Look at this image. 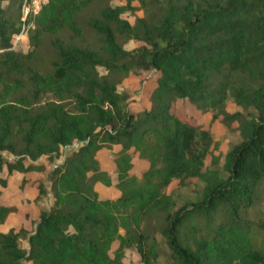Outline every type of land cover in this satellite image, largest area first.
<instances>
[{"label": "trees", "instance_id": "1", "mask_svg": "<svg viewBox=\"0 0 264 264\" xmlns=\"http://www.w3.org/2000/svg\"><path fill=\"white\" fill-rule=\"evenodd\" d=\"M93 1L46 0L34 11L33 0H0V171H42L38 161L77 145L50 171L53 205L34 230L0 231V264H125L131 248L139 264H158L152 218L170 264H264V224L241 215L264 186V0H136L133 22L122 17L133 10L127 0L82 25ZM86 28L97 48L75 43ZM21 32L26 53L12 40ZM121 39L139 44L125 49ZM136 69L158 76L149 106L134 112L118 85ZM178 99L236 123L241 140L223 157L211 153L219 142L195 117L176 115ZM228 99L242 110L228 112ZM104 149L109 164L96 154ZM191 178L203 183L199 200L177 207L165 189ZM97 183L119 196L99 195ZM12 211L0 204V225Z\"/></svg>", "mask_w": 264, "mask_h": 264}, {"label": "rangeland", "instance_id": "2", "mask_svg": "<svg viewBox=\"0 0 264 264\" xmlns=\"http://www.w3.org/2000/svg\"><path fill=\"white\" fill-rule=\"evenodd\" d=\"M45 0H33V10L37 11L39 6ZM127 0H94L92 4L83 11L80 16L81 24L83 21H87L90 18L99 17V11L107 4L113 6L125 5ZM6 4L5 2L3 5ZM130 6L133 10H125L122 13L123 18H127L130 22H133L136 16H141L142 12L139 9V5L136 0H132ZM28 7H23L24 15L27 14ZM70 31L65 30L61 33V36L65 39H69ZM14 46L16 49L22 52L29 51L32 47L27 41L24 35L12 38ZM75 43L79 45H88L92 48L98 47V39L92 32L91 28H86L82 38H76ZM125 49H133L139 43L134 40H120ZM51 53L50 44L47 39H44L43 44L38 49V56L46 58L47 55ZM34 64L39 65V67H44V62L33 61ZM99 73L104 74L105 70L102 67L98 68ZM158 73L156 71H145L136 69L131 71L128 75L122 78L118 87L120 90H124L128 94L127 104L129 108L137 112L142 108L149 106L148 97L156 86V78ZM47 97L44 96L41 99L45 100ZM176 115L184 120L190 117L196 119V122L202 124L204 128L209 129L214 140L219 142V148L217 150L211 149V153L223 155L236 143L241 140L239 131L237 129V124L232 123L230 126H225L218 120H212L210 113H201L196 110L188 101L183 99H178L172 107ZM228 112H234L236 110H242L239 106L235 105L231 99L226 102V108ZM247 112V111H244ZM248 112H252L249 110ZM75 145L74 148H76ZM65 148L61 149L60 155L54 161H47L46 159H41L37 164H43L44 169L42 171L38 170H28L21 172L19 170L9 171L7 166L4 164L0 171V176L5 180V185H0V204L6 205L13 208V211L7 216L5 221L0 225V231L2 233H7L9 231L17 232L20 229H24L28 232L34 230L36 223L39 220V214L42 210H47L53 205V196L50 190V171L59 163L63 161L65 155L72 152L74 149ZM111 149H104L98 151L96 154L103 159L104 163L109 164L112 160ZM2 156L8 161H12L13 157L4 152ZM137 163V162H136ZM210 155L205 159V165L209 166ZM112 172V171H111ZM134 173L139 177L141 171H134ZM44 186L46 189V194L40 192V187ZM203 187V183L197 178H191L186 181L182 186L179 185L177 180L172 181L165 192L170 194L177 207L190 202H196L199 200L200 193ZM95 188L99 195L103 197H109L115 199L119 196L120 192L113 185L106 187L100 183L95 185ZM256 205L251 206L247 209H243L241 215L249 220H255L259 223L264 224V186L259 193V200L255 203ZM156 219L152 218L149 220L148 224L149 230L153 231V235L159 242L160 257L158 259V264H170L168 254L169 249L166 245L165 238L156 230ZM200 226L204 225V220L199 219ZM21 247H27V240L21 239L19 242ZM125 264H139V256L134 248L127 250L125 258Z\"/></svg>", "mask_w": 264, "mask_h": 264}, {"label": "built area", "instance_id": "3", "mask_svg": "<svg viewBox=\"0 0 264 264\" xmlns=\"http://www.w3.org/2000/svg\"><path fill=\"white\" fill-rule=\"evenodd\" d=\"M45 1H46V0H45ZM21 35H23V32H21V33H20L19 35H17V36H21ZM17 36H16V37H17Z\"/></svg>", "mask_w": 264, "mask_h": 264}]
</instances>
